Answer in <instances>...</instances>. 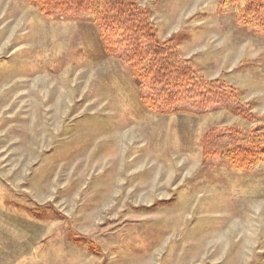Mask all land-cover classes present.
<instances>
[{
	"label": "rangeland",
	"instance_id": "rangeland-1",
	"mask_svg": "<svg viewBox=\"0 0 264 264\" xmlns=\"http://www.w3.org/2000/svg\"><path fill=\"white\" fill-rule=\"evenodd\" d=\"M160 41L264 124V36L229 0H137ZM224 110L158 115L88 17L0 0V264H264V164L230 168ZM218 153V154H219Z\"/></svg>",
	"mask_w": 264,
	"mask_h": 264
},
{
	"label": "trees",
	"instance_id": "trees-1",
	"mask_svg": "<svg viewBox=\"0 0 264 264\" xmlns=\"http://www.w3.org/2000/svg\"><path fill=\"white\" fill-rule=\"evenodd\" d=\"M46 18L88 17L96 25L105 53L132 74L140 104L158 115L205 116L225 111L248 130L227 127L215 136L226 138L223 153L205 147L203 158L223 156L230 168L249 170L264 164V124L250 112L240 92L222 79L206 80L182 59L172 40L157 38L149 10L137 0H32ZM239 7L235 22L264 36V0H229ZM219 153V154H218Z\"/></svg>",
	"mask_w": 264,
	"mask_h": 264
}]
</instances>
